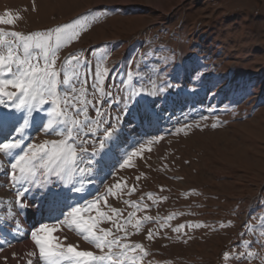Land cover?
I'll list each match as a JSON object with an SVG mask.
<instances>
[{
	"label": "rangeland",
	"instance_id": "1",
	"mask_svg": "<svg viewBox=\"0 0 264 264\" xmlns=\"http://www.w3.org/2000/svg\"><path fill=\"white\" fill-rule=\"evenodd\" d=\"M6 13L14 23H0L5 33L76 23L78 37L56 53L58 79L70 81L59 84V95L74 85L73 96L87 107V116L95 118L99 107L113 122L119 117V132L103 149V166L96 165L91 176L71 173L81 191L69 192L67 201L82 206L101 197L100 211L122 230L106 219L99 226L126 235L122 243L142 245L143 251L126 252L128 264H264V0H0V16L7 19ZM6 53V44H0V54ZM3 108L0 141L22 136L27 151L28 143L65 138L43 131L50 104L31 114L24 108L6 114ZM24 117L25 131L9 136L11 125ZM22 154L20 149L0 154V264H21L23 240L34 245L30 236L20 237L40 223L63 219L52 204L40 217L55 218L40 222L29 216L27 229L6 216V199L16 205L8 161ZM41 164L36 184L43 181ZM47 199L33 186L28 208ZM128 202H139V209ZM112 208L120 210L119 219ZM89 214L97 215L84 213ZM181 224L185 227L175 231ZM58 226L66 243L102 254L67 224Z\"/></svg>",
	"mask_w": 264,
	"mask_h": 264
},
{
	"label": "snow or ice",
	"instance_id": "2",
	"mask_svg": "<svg viewBox=\"0 0 264 264\" xmlns=\"http://www.w3.org/2000/svg\"><path fill=\"white\" fill-rule=\"evenodd\" d=\"M5 15L8 18L0 16V23L12 25L14 18L10 13ZM4 35L11 36L13 39L6 42L2 39ZM77 37L76 23H66L53 29L29 34L16 31L5 33L3 29H0V44H6L7 47V53L0 54V105L4 106V113H15V109L24 108L31 114L33 110H39L41 106L50 104L51 108L48 113L50 118L43 126V131L45 134L56 132L57 135L65 136L60 140L28 143L27 151L21 148L22 136L12 141H8V136H5L4 141L8 142L0 141V154L10 155L13 149H20L23 152L14 160L8 161L9 170L7 172L12 190L16 192L15 203L19 212H23L29 207L27 194L32 191L33 186H36L45 197L49 198V202L54 208L63 204L60 212L62 220L58 219L51 224L40 223L30 231L35 250L27 255L34 257L36 264H41V262L42 264H105V262L106 264H128L126 252L137 249L143 251L142 245L122 243L121 241L126 238V235L120 237L113 232L112 228L99 226L106 219L114 223L117 232L122 230V226L113 221L111 215L100 211L101 197L97 196L82 206L69 205L66 202L69 192L78 193L81 191V188L72 182L71 173L78 170L82 174L91 176L96 165L103 166V149L106 143L116 137L119 132V117H116L113 122L110 117L106 118V113L102 112L99 107L95 108V118L87 116V107H81L73 96L76 93L74 85H71L70 91L64 93L63 98L59 95V84L69 85L70 81L67 77H64L63 80L58 79L60 74L56 68L58 60L56 53L63 43ZM20 49H22V55ZM33 50H39V53L34 56ZM73 59L78 58L73 57ZM9 89H15V91ZM84 91L86 89L81 88V92ZM8 102H11L13 110H8ZM103 102L100 101V103ZM87 103L84 101L85 105ZM125 107H128L127 103H125ZM69 111L75 114L74 117H68ZM81 116L84 119H81ZM5 123L6 116L0 114V133L3 132ZM28 123L29 120L24 117L22 122L19 120L12 124L9 136L13 132L23 133ZM96 141H98L99 147L93 146L89 150L86 145L94 144ZM136 154L134 152L132 155ZM130 159L131 157L125 159L120 167L128 165ZM39 162H42L40 176L43 177V181L36 184L37 163ZM72 165H79V167L78 169L73 168ZM66 181L67 183H65ZM24 182H27V186ZM80 182L83 183V180ZM111 191V187L108 188L105 196ZM128 203L134 204L137 209L140 207L139 202ZM104 205L108 206L107 199H104ZM144 207L147 208L148 205H144ZM64 209L67 211L65 212ZM86 211L88 213L94 211L97 215L89 214L86 218L84 215ZM111 211L116 214L118 219L120 218L119 209L112 208ZM132 215L130 213L129 217L124 219L125 225L129 223ZM13 219H15L14 216ZM144 219L149 220L151 217L145 216ZM63 224H67L69 229L82 234L83 239L95 245V248L102 254L97 255L91 250L81 249L78 244L66 243L67 236L61 238L57 235L62 231L58 225ZM184 227L185 225L181 224L174 230L179 231ZM148 238H153L151 230L148 232ZM255 242L257 241H249L248 244L251 246ZM114 247L119 251L114 252ZM105 249L107 251H104ZM13 255L15 256V254ZM224 255L228 257L229 254L225 253ZM240 255L243 257L244 254ZM24 264H33V259H28Z\"/></svg>",
	"mask_w": 264,
	"mask_h": 264
},
{
	"label": "bare ground",
	"instance_id": "3",
	"mask_svg": "<svg viewBox=\"0 0 264 264\" xmlns=\"http://www.w3.org/2000/svg\"><path fill=\"white\" fill-rule=\"evenodd\" d=\"M1 114V113H0ZM66 202H67V204H69V202L66 200ZM5 203V202H4ZM6 203L9 205V206H7L6 205V207H7V211L5 212L6 213V216L7 217H11V218H13V216L15 217V223H14V226L16 227H18V228H20V229H24V228H26L27 229V225L25 224V221H24V219H23V217H20V215L18 214V211H17V209H16V205H14V203L13 202H11L10 203V200L7 198L6 199ZM16 204V203H15ZM47 204H51L50 202H49V198L44 202V203H41L40 205H39V207H36L35 209H32V210H30L29 212H28V215L26 214V217H28V219H30V217L29 216H31L32 218H34V217H39V218H41L40 217V214L41 213H43V211L44 210H46V208H47ZM5 207V208H6ZM51 207V206H50ZM63 207V204H61V205H58L57 207H56V209H55V211H54V213L56 214H59L60 212H61V208ZM64 211L66 212L67 211V209H64ZM45 214V213H44ZM50 217V216H49ZM57 218V217H56ZM25 229V230H26ZM28 236H30V235H26V234H24V235H22L20 238L22 239H24V238H27ZM32 241V240H31ZM23 245L22 246H19L20 248H21V251H20V253H19V256H18V261H19V263H21V264H24V262H26L28 259H33V263L34 262H36V259L34 258V257H29L28 255H27V253H29V252H31V251H34L35 249L30 245V241H26V240H23V243H22Z\"/></svg>",
	"mask_w": 264,
	"mask_h": 264
}]
</instances>
